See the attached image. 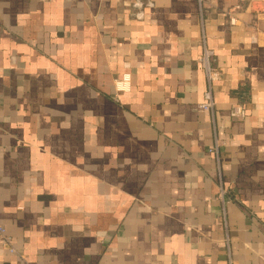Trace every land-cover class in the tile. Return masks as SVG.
I'll return each instance as SVG.
<instances>
[{
	"label": "crops",
	"instance_id": "crops-1",
	"mask_svg": "<svg viewBox=\"0 0 264 264\" xmlns=\"http://www.w3.org/2000/svg\"><path fill=\"white\" fill-rule=\"evenodd\" d=\"M0 223V264H264V0H0Z\"/></svg>",
	"mask_w": 264,
	"mask_h": 264
},
{
	"label": "built area",
	"instance_id": "built-area-1",
	"mask_svg": "<svg viewBox=\"0 0 264 264\" xmlns=\"http://www.w3.org/2000/svg\"><path fill=\"white\" fill-rule=\"evenodd\" d=\"M197 1L200 2V0H197ZM227 14H228L227 15L228 24L230 26H235L236 20L233 17H231L229 13ZM200 44H201L202 53L200 55L198 62L204 71V76L207 82V90L203 93V100H202V103L198 105V109L206 113H209L213 116L214 110H215V100H214L213 93H212V87L214 83L219 81L220 74L213 67L214 55L212 51H210V49H208L206 46V35L204 31H201V34H200ZM228 115L233 120L244 119L245 110H244L243 105L239 103L232 105L228 111ZM215 144H216V147L223 145V143L218 140L215 141ZM0 247H5L8 253L10 254L15 253V250L13 249L11 245V239L9 238V236H7L6 230L1 223H0ZM228 264H235V262L231 259V257L228 258Z\"/></svg>",
	"mask_w": 264,
	"mask_h": 264
}]
</instances>
